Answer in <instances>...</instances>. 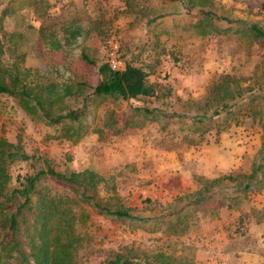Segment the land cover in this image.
I'll return each instance as SVG.
<instances>
[{
  "label": "rangeland",
  "instance_id": "1",
  "mask_svg": "<svg viewBox=\"0 0 264 264\" xmlns=\"http://www.w3.org/2000/svg\"><path fill=\"white\" fill-rule=\"evenodd\" d=\"M31 2L0 0V12L7 8L0 23L15 33L13 43L19 54L24 53L22 65L34 71V76H25L28 81L48 82L56 67L94 86L99 81L98 64L115 57L122 67L124 60H130L147 72L156 95L104 102L95 122L102 121L106 110L122 112L129 103L160 107L164 118L133 119L132 127L122 134L99 137L88 131L72 142L24 112L13 96L0 95V135L35 154L29 163L10 166L12 184L18 175L44 168L42 160L47 158L57 171H96L107 180V189L100 190L104 198L111 196L109 202L146 214L147 207L153 212L195 189L197 176L250 173L264 144V41L236 34L198 35L178 2L138 0V5L128 7L125 0H45L43 14L35 12ZM207 2L218 14L264 22V0ZM155 15L161 17L149 22ZM52 36L63 46L53 49ZM82 51L94 64L83 60ZM224 76L249 88L225 110L241 102L243 106L227 120L215 116L191 124L193 114L211 113L207 99ZM169 113L186 116H166ZM38 187L50 194L74 196L68 187L47 177ZM85 209L89 216L83 229L87 235L77 251L80 264H102L111 252L125 246L149 256L171 255L185 264H264V188L249 191L237 207L222 208L215 215L198 212L179 235L162 228L150 232L143 225ZM30 223L27 213L17 233L22 243Z\"/></svg>",
  "mask_w": 264,
  "mask_h": 264
},
{
  "label": "trees",
  "instance_id": "2",
  "mask_svg": "<svg viewBox=\"0 0 264 264\" xmlns=\"http://www.w3.org/2000/svg\"><path fill=\"white\" fill-rule=\"evenodd\" d=\"M160 1L178 2L191 17V25L197 29L198 35L236 34L247 36L250 41H264V22L218 14L207 0ZM125 4L131 7L139 2L125 0ZM207 5L209 8H206ZM31 6L35 12L43 14L47 5L45 0H32ZM6 13L7 8H2L0 22ZM159 17L161 15L152 16L149 22ZM41 31L42 28H39ZM14 37L15 33L5 30L0 23V95L13 96L24 112L53 126L57 137L75 142L88 131L97 133L99 137L107 133L122 134L132 127L133 119L163 120L162 108L129 103L122 112L106 110L102 121L95 122L98 109L104 102L119 103L138 96L156 95L152 84L147 81V72L132 61L124 60L123 66L118 69H113L109 62L98 64L99 81L94 86L87 85L81 78L76 79L71 73L64 75L56 67L50 81L40 83L32 79L31 82L25 76H34V71L22 65L24 53H18L17 45L13 43ZM42 37L45 38L44 35ZM51 46L56 49L63 44L52 36ZM13 53L19 56L12 57ZM81 57L87 63L94 64L83 51ZM62 76L66 77L62 79ZM246 89L249 88L241 86L236 78L222 77L213 86L211 97L207 99L212 103L211 113L208 115L204 111L193 114L190 123L201 124L205 119L211 120L215 116L222 120L233 117L244 102L237 106L235 104L230 110L225 109ZM2 107L0 104V113ZM224 110V116H220ZM166 116L179 118L186 115L169 113ZM90 124L94 126L88 130ZM221 129L217 128L216 133ZM33 158L35 154L26 153L20 144L11 143L0 135V264H80L77 251L87 235L83 229L89 216L85 206L108 219L143 225L150 232L162 228L165 232L179 235L184 233L189 220L198 212L215 215L222 208L237 207L249 191L264 188V144L255 156L250 173L223 174L213 178L197 176L195 189L175 196L171 202L153 212L147 207L149 213L146 214L109 202L111 196L104 198L100 190L106 188L107 180L96 171L88 168L57 171L47 158L42 160L44 168L18 175L12 184L10 166L19 162L29 163ZM44 177L68 187L74 196L43 191L38 185ZM145 201L149 203L150 199ZM27 213L31 214V223L25 229L28 233H25L22 243L17 233ZM141 263L185 264L171 255L149 256L129 246L111 252L102 264Z\"/></svg>",
  "mask_w": 264,
  "mask_h": 264
},
{
  "label": "built area",
  "instance_id": "3",
  "mask_svg": "<svg viewBox=\"0 0 264 264\" xmlns=\"http://www.w3.org/2000/svg\"><path fill=\"white\" fill-rule=\"evenodd\" d=\"M108 62L113 69H118L121 67L120 62L116 60L115 57H111Z\"/></svg>",
  "mask_w": 264,
  "mask_h": 264
}]
</instances>
